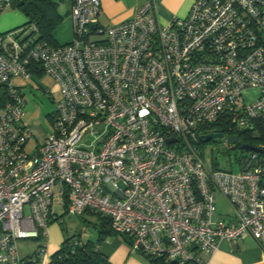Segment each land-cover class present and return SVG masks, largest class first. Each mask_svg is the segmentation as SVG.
I'll return each instance as SVG.
<instances>
[{
    "label": "built area",
    "instance_id": "1",
    "mask_svg": "<svg viewBox=\"0 0 264 264\" xmlns=\"http://www.w3.org/2000/svg\"><path fill=\"white\" fill-rule=\"evenodd\" d=\"M9 8L0 0V16ZM100 9L72 0L65 44L35 40L34 26L0 33V264H43L56 205L107 217L132 252L165 262L208 264L220 240L247 236L264 251V145L228 139L264 126V0H194L166 23L153 0L110 26ZM40 73L61 98L30 152L27 101L13 81ZM211 133L223 136L204 142ZM216 140L241 151L238 172L205 156ZM217 194L230 207L223 217ZM26 239L40 248L23 255Z\"/></svg>",
    "mask_w": 264,
    "mask_h": 264
},
{
    "label": "crops",
    "instance_id": "2",
    "mask_svg": "<svg viewBox=\"0 0 264 264\" xmlns=\"http://www.w3.org/2000/svg\"><path fill=\"white\" fill-rule=\"evenodd\" d=\"M146 1L148 0H100L99 23L102 26H110L131 19L136 15L138 8ZM153 1L157 17L161 22L166 23L173 18L185 17L194 0ZM71 3L72 0H61L59 6V11L64 17L60 27L53 33L55 41L59 44L69 43L73 39V26L69 17ZM10 21L11 16L9 15L0 21V32L13 30L12 28L15 25L9 23ZM25 88L27 87L20 86L24 95ZM40 88L43 87L41 86ZM85 221L94 222L95 219L92 216H88ZM58 223L59 227L54 228L52 234H49L48 228V236L43 245L45 252L43 264H50L52 254L60 248L66 237L65 231L67 230H64L60 226V222ZM79 234L81 235L82 241L94 240L97 237V232L94 228L92 231L87 228L82 229ZM99 248L112 264H147L145 256L132 252L128 243L121 236L113 235L105 239ZM208 264H264V251L261 250L256 240L251 236L242 238L236 243L228 240H220L217 249L208 259Z\"/></svg>",
    "mask_w": 264,
    "mask_h": 264
},
{
    "label": "rangeland",
    "instance_id": "3",
    "mask_svg": "<svg viewBox=\"0 0 264 264\" xmlns=\"http://www.w3.org/2000/svg\"><path fill=\"white\" fill-rule=\"evenodd\" d=\"M8 15L11 16V21L9 23L15 25L12 29L17 28L26 22L23 12L15 8L5 10L0 16V21ZM13 82L15 85L27 87L24 89L27 101L24 107V113L25 118L30 124L32 133V137L27 144V150L31 152L38 143H42L45 137L51 133L53 122L51 116L55 111V103L61 98V90L58 83L48 75H43L39 78L35 77L33 79L15 78ZM39 85L43 88H40ZM50 95H52L53 98ZM257 95L258 92L255 89L244 93L246 101H252ZM240 153V150H231L228 152L223 148L222 141L220 140H216L215 143H208L204 146V154L208 159L212 161L217 160L221 167L226 168L229 167L231 162L233 163V171L235 172L239 171L237 159L239 158ZM244 153H246V151H244ZM216 200L217 216L223 217V215L228 214L230 212V207L221 194H217ZM55 211L56 215L59 217L55 222H50L49 234H52L54 228L59 227L58 222H60V226H62L64 230H67L65 231V234L69 236L79 234L81 230L85 228L90 231L93 230V227L88 225L85 221L89 216L87 213L83 216L73 215L64 210L62 211V208L59 207V205L55 206ZM40 245L41 243L36 239L19 241V248L23 255L32 254L40 248Z\"/></svg>",
    "mask_w": 264,
    "mask_h": 264
},
{
    "label": "trees",
    "instance_id": "4",
    "mask_svg": "<svg viewBox=\"0 0 264 264\" xmlns=\"http://www.w3.org/2000/svg\"><path fill=\"white\" fill-rule=\"evenodd\" d=\"M12 8L23 12L26 22L17 27L34 26L32 37L38 41H45L49 44H59L53 37L54 31L63 21V15L59 11L61 0H11ZM15 28V29H17ZM41 76V73H40ZM214 130L227 131L226 124L214 126ZM240 141H245L250 146L264 145V126H260L258 134L255 136L246 133H237ZM95 221L86 223L97 232L96 239L82 241L80 234L65 237L60 248L52 254L50 264H112L108 258L100 251V244L107 238L116 235L110 227L109 219L93 212H86ZM126 240V237H123ZM40 241V239H38ZM144 256V255H143ZM147 264H177L175 262H165L162 258L145 256Z\"/></svg>",
    "mask_w": 264,
    "mask_h": 264
},
{
    "label": "water",
    "instance_id": "5",
    "mask_svg": "<svg viewBox=\"0 0 264 264\" xmlns=\"http://www.w3.org/2000/svg\"><path fill=\"white\" fill-rule=\"evenodd\" d=\"M222 136H223V134H221V133H211V134L205 135L203 138V141L209 142V141H212L214 139L221 138ZM228 139L234 143H238V138L236 136H229ZM241 147H242V149H245V150H247V149L254 150V151L258 150L256 147L246 145V144L242 145Z\"/></svg>",
    "mask_w": 264,
    "mask_h": 264
}]
</instances>
